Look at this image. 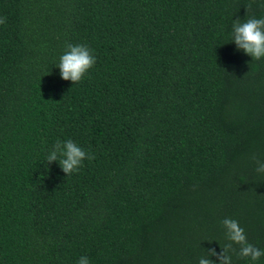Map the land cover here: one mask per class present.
<instances>
[{
	"label": "trees",
	"instance_id": "obj_1",
	"mask_svg": "<svg viewBox=\"0 0 264 264\" xmlns=\"http://www.w3.org/2000/svg\"><path fill=\"white\" fill-rule=\"evenodd\" d=\"M0 18V264H198L226 217L264 250V58L230 35L264 0H0ZM68 44L96 59L76 84ZM69 139L95 159L66 176L46 157Z\"/></svg>",
	"mask_w": 264,
	"mask_h": 264
},
{
	"label": "clouds",
	"instance_id": "obj_2",
	"mask_svg": "<svg viewBox=\"0 0 264 264\" xmlns=\"http://www.w3.org/2000/svg\"><path fill=\"white\" fill-rule=\"evenodd\" d=\"M251 7V5H249ZM6 23V18H0V24ZM231 42L236 45L238 51L250 56L252 60L264 58V18H248L243 22L237 18L231 25ZM95 56L89 47L81 44L66 45L64 54L59 57L56 67L59 68L60 77L72 84L79 83L85 74L94 66ZM47 163L58 162L66 176L77 172L84 160L95 159L94 154L86 152L72 140L57 141L46 157ZM258 173H264V163L255 156ZM222 227L225 232L226 243L219 254L214 249H207L205 255L198 258V264H215L209 257H215L219 264H232L231 252H236L234 246H238L236 253L241 258H250L257 261L264 256V250L248 242L244 229L237 220L224 218ZM77 264H89L85 256H81Z\"/></svg>",
	"mask_w": 264,
	"mask_h": 264
}]
</instances>
